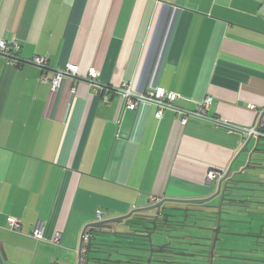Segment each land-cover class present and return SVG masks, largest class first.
Returning <instances> with one entry per match:
<instances>
[{
    "label": "crops",
    "instance_id": "1",
    "mask_svg": "<svg viewBox=\"0 0 264 264\" xmlns=\"http://www.w3.org/2000/svg\"><path fill=\"white\" fill-rule=\"evenodd\" d=\"M0 39L21 45L16 65L0 53L4 264H77L97 209L110 218L165 198L201 199L218 183L210 170L248 173L240 150L249 138L216 119L249 127L251 105L264 106V0H0ZM36 55L45 69L29 62ZM68 62L78 73L53 90ZM92 66L97 81L84 77ZM124 81L137 93H178L176 108L160 118L149 102L125 108ZM208 96L207 114L182 125ZM250 140V152L264 142ZM9 215L21 231L9 229Z\"/></svg>",
    "mask_w": 264,
    "mask_h": 264
},
{
    "label": "flooded vegetation",
    "instance_id": "2",
    "mask_svg": "<svg viewBox=\"0 0 264 264\" xmlns=\"http://www.w3.org/2000/svg\"><path fill=\"white\" fill-rule=\"evenodd\" d=\"M234 198L237 204L232 207L236 208L227 211L225 209L228 207L209 211L206 206L217 199L197 205L182 203L191 208L188 211L171 210L166 204L167 208L158 215L155 210L135 213L125 221L131 223L137 220L138 215H149L145 223L148 229L145 230L141 225L128 227V235L124 240L131 246L126 252L136 256L145 254V261L147 263L150 258V264H241L245 259H253L256 256L250 250L255 248L254 240L243 235L257 236L262 233L264 236V223L256 228L254 222L258 211L251 204L247 205L249 210H243L242 206L247 202L242 201L240 195ZM150 233L152 245L147 237ZM155 234L158 236L154 238ZM261 240L264 242V239ZM133 257L122 258L126 260Z\"/></svg>",
    "mask_w": 264,
    "mask_h": 264
},
{
    "label": "water",
    "instance_id": "3",
    "mask_svg": "<svg viewBox=\"0 0 264 264\" xmlns=\"http://www.w3.org/2000/svg\"><path fill=\"white\" fill-rule=\"evenodd\" d=\"M250 139L245 143V146L243 149L240 150V154L243 152H249V161L252 160L253 155L256 153V150H252L250 152L248 148V144L250 143ZM259 144V143H258ZM262 169L264 167H261ZM238 173V172H237ZM237 173L232 172V168L230 167L226 174L218 181L217 186L215 188V191L208 197L201 198V199H169L165 198L157 203L150 204L147 206H142L139 208H134L131 211H129L127 214H122L118 216H112L108 219H105L103 221H97V222H88L85 226V228L82 231L81 235V244L80 246H84V236L86 231H92V234L87 241L86 249V260L85 264H150L151 259H147V263L145 261V254H139L136 256V254H132L129 252H126L128 249V246L125 244L128 241H125L124 238L127 237L128 231L127 230H116V226L123 224L127 228L136 227L138 225H141L145 230L148 229L146 226V221L149 218V215H138L136 217L137 220H132L131 223H128L127 219H129L133 214L135 213H142V212H148L155 210V214L158 215L161 212L164 211V209L167 208L166 203L169 201L173 202H179V203H200V202H211L214 200L219 199L218 201H215L213 203H209L206 207L208 209H224L225 207L235 205L237 204L235 199L233 197L234 190H239L243 192L242 197H246L247 192H254L257 190L255 188L249 187H238V184L243 183L247 185L251 184H261V181L257 180H242L237 179ZM259 177V175H257ZM243 199V198H242ZM246 201V200H242ZM169 209L175 210V211H188L191 208H182L177 206H169ZM139 229H136L135 231H138ZM262 232V228H261ZM113 235L115 240H110L109 236ZM147 237L150 239V245L153 244V240L151 239V233L147 235ZM243 237L251 238L254 237L256 241H254L255 247L254 249H251L250 252H262L264 253V249L260 248L264 245V242L261 241V239H264V236L262 233L257 236H250V235H243ZM118 238V239H117ZM95 254V255H92ZM116 254L120 256V258L114 259L112 256ZM81 254L78 256V260ZM135 256L132 259H123L122 257H130ZM252 261H256L258 263L263 264L264 260L253 258L250 259ZM0 264H4L2 255L0 253ZM77 264H81L79 261Z\"/></svg>",
    "mask_w": 264,
    "mask_h": 264
},
{
    "label": "built area",
    "instance_id": "4",
    "mask_svg": "<svg viewBox=\"0 0 264 264\" xmlns=\"http://www.w3.org/2000/svg\"><path fill=\"white\" fill-rule=\"evenodd\" d=\"M20 48L21 45L17 41L9 42L4 39H0V53L7 57L8 62L10 64L16 65L18 63L17 53L19 52ZM29 62L40 67L41 69H45L48 66L47 58L40 55L34 56L32 59L29 60ZM78 70V65L72 62H68L65 67L62 68V70L57 71L54 77L51 79L52 89L56 90L58 88L60 82L67 73L77 74ZM97 76V69L92 66L88 68V72L84 77L90 79L91 81H97ZM41 80L47 81L49 80V77L45 73H43L41 76ZM117 92L119 95V99L122 105L125 106V108L133 110L136 108L137 104L141 102H149L155 106V115L159 118L162 117L167 110L171 108H176L175 102L178 99V93L174 91H168L162 86L149 87L144 91L137 93L131 88L130 84L127 81L122 82L118 86ZM212 101L213 97L208 96L201 102H199L195 109L185 110L184 114L186 116L184 117V119L181 120V124L185 125L189 121V115H195L198 117L205 116L210 109ZM251 109L256 112L257 118L255 122H253V124L249 127H243L236 124L234 126L229 125L221 119H216V123L221 125L225 129L235 130L237 133L243 134V136H245L246 138H251L257 141L264 140V106L257 107L255 105H251ZM227 170L228 169L226 168L221 172L212 169L207 173V177L211 180L214 179L219 181L226 174ZM93 217L94 219L92 221L94 222L102 221L109 218L101 209H97ZM6 220L10 230L16 232L21 231L22 222L19 218H17L16 216L9 215L7 216ZM43 231L44 227L37 224L32 231V235L37 239H42ZM90 236V233L86 231L84 240H89ZM57 238L59 241L60 234L57 236ZM86 252L87 249L85 245L78 250V256L79 254H81L78 261L81 264H85Z\"/></svg>",
    "mask_w": 264,
    "mask_h": 264
},
{
    "label": "trees",
    "instance_id": "5",
    "mask_svg": "<svg viewBox=\"0 0 264 264\" xmlns=\"http://www.w3.org/2000/svg\"><path fill=\"white\" fill-rule=\"evenodd\" d=\"M261 144H262V142L260 143L259 147L261 146ZM259 147L256 148V153L254 154V157L252 158V160L248 162L247 166L253 167V168L257 167V168H259L261 170H264V168L263 169L261 168V167H264V160H263L264 150L262 148H259ZM240 172L246 174V169H242ZM261 172H263V171H261ZM257 175H263L261 177L259 176V178H258V180L261 181V184H258V185H256V184L247 185V184L240 183L241 185H244L243 187H249L250 186L251 188L257 189L254 192V194H253V192L249 191V192L246 193L247 195H246L245 198L242 197L244 200H246L244 202H247V204L245 206H242V207L244 208L243 210H249L247 205L251 204L258 211L257 213L261 215L260 217H262V222L264 223V173L257 174ZM237 179H239V178L237 177ZM250 179L251 178L249 177V178L242 179V180H250ZM251 180H256V179H251ZM238 187H240V186L238 185ZM233 192H234L233 197L234 196H238V195H240V196L243 195V192H241L239 190H234ZM166 204L169 205V206H176L177 204H179V202L169 201ZM180 204L182 205V203H180ZM194 204L197 205V203H192L191 205H194ZM232 206L233 205L228 206V208L225 209V211H227L228 209L236 208V207H232ZM209 211L214 212L212 209H209ZM60 241H61V238H60ZM261 241H263V240H261ZM260 248L264 249V245L262 247H260ZM252 253L255 254V256H256L255 258L264 260V253H262V252H258V253L252 252ZM86 254H87V252H86ZM92 255H95V254H92ZM113 256H115V258H120V256H118L116 254H114ZM241 264H261V263H258L256 261H252L250 259L249 260L245 259V260H243V262Z\"/></svg>",
    "mask_w": 264,
    "mask_h": 264
},
{
    "label": "rangeland",
    "instance_id": "6",
    "mask_svg": "<svg viewBox=\"0 0 264 264\" xmlns=\"http://www.w3.org/2000/svg\"><path fill=\"white\" fill-rule=\"evenodd\" d=\"M260 147H264V142H262V144H261V146ZM245 160L246 161H243V163L245 162V165L247 166L248 165V159H247V157H245ZM259 169V168H258ZM247 170H248V173L247 174H245V173H241V172H238L237 173V177L239 178V179H246V178H251V179H256L255 178V172L253 171V170H257V169H255V168H253V167H249V166H247ZM261 171V170H260ZM264 171V170H263ZM260 177L261 176H263V175H259ZM181 207H184L185 208V206H181ZM261 215L260 214H258V217H257V219L255 220V222H254V226L257 228V227H259V225H261L263 222H262V217H260ZM156 236H158V235H154V238L156 237ZM254 241H256V239L254 238V237H251ZM246 240V239H245ZM84 242H85V240H84ZM127 246H131V243H129V242H127V243H125ZM85 245V244H84ZM86 246V245H85ZM255 247H257V245L255 246ZM115 259H117V258H115Z\"/></svg>",
    "mask_w": 264,
    "mask_h": 264
},
{
    "label": "clouds",
    "instance_id": "7",
    "mask_svg": "<svg viewBox=\"0 0 264 264\" xmlns=\"http://www.w3.org/2000/svg\"><path fill=\"white\" fill-rule=\"evenodd\" d=\"M227 171H228V170H227ZM158 201H159V200H156V202H154V203H157ZM154 203H153V204H154ZM138 208H139V207H138ZM133 209H134V208H133ZM102 221H103V220H102ZM92 222H94V221H92ZM96 222H97V221H96Z\"/></svg>",
    "mask_w": 264,
    "mask_h": 264
},
{
    "label": "bare ground",
    "instance_id": "8",
    "mask_svg": "<svg viewBox=\"0 0 264 264\" xmlns=\"http://www.w3.org/2000/svg\"><path fill=\"white\" fill-rule=\"evenodd\" d=\"M261 142V141H260ZM90 233V235L92 234V231H88Z\"/></svg>",
    "mask_w": 264,
    "mask_h": 264
}]
</instances>
